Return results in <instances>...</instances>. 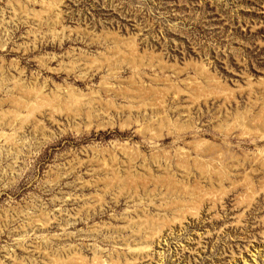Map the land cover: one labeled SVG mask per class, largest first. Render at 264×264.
<instances>
[{
  "label": "rangeland",
  "instance_id": "1",
  "mask_svg": "<svg viewBox=\"0 0 264 264\" xmlns=\"http://www.w3.org/2000/svg\"><path fill=\"white\" fill-rule=\"evenodd\" d=\"M0 264H264V0H0Z\"/></svg>",
  "mask_w": 264,
  "mask_h": 264
}]
</instances>
